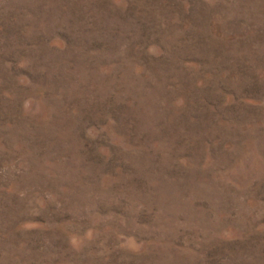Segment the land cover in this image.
I'll return each instance as SVG.
<instances>
[{"label":"rangeland","instance_id":"374dc122","mask_svg":"<svg viewBox=\"0 0 264 264\" xmlns=\"http://www.w3.org/2000/svg\"><path fill=\"white\" fill-rule=\"evenodd\" d=\"M0 264H264V0H0Z\"/></svg>","mask_w":264,"mask_h":264}]
</instances>
